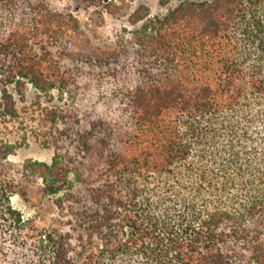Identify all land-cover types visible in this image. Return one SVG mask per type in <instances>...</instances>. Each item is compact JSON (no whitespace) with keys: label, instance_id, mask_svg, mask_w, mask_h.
<instances>
[{"label":"trees","instance_id":"16d2710c","mask_svg":"<svg viewBox=\"0 0 264 264\" xmlns=\"http://www.w3.org/2000/svg\"><path fill=\"white\" fill-rule=\"evenodd\" d=\"M131 18L128 39L96 55L115 89L81 125L73 116L80 191L57 158L32 165L45 195L68 187L83 199L77 245L25 220L0 175V264H264V0H182ZM77 33V20L45 0H0L3 85L72 98ZM1 90L0 117H16ZM11 152L1 145L0 161Z\"/></svg>","mask_w":264,"mask_h":264},{"label":"rangeland","instance_id":"374dc122","mask_svg":"<svg viewBox=\"0 0 264 264\" xmlns=\"http://www.w3.org/2000/svg\"><path fill=\"white\" fill-rule=\"evenodd\" d=\"M45 1L51 10L70 14L78 22V33L68 44V49L76 52L77 56L73 60L67 59L66 65L78 77L79 86L73 89L80 90L72 98L65 96L60 99L56 91L44 95L27 83L18 90L14 85L4 86L0 80V103L1 89L4 88L12 96L16 109V117H0V146L8 145L12 151L5 161H0V175L16 186L9 203L25 220H34L38 227L47 231L61 229L69 233L73 238L72 244L77 245V225L83 199L79 203L70 200L66 192L68 187H63L56 196L45 195L43 182L32 165L49 166L57 158L64 168L71 170L69 181L73 182L75 191H80L74 171L83 162L82 144L77 135L80 126L73 116L78 115L81 125L80 116L98 112V104L104 99L102 93L108 95V89H115L117 83L108 77L107 67L100 68L96 62L98 49L112 46L117 40L128 39L129 33L137 27L131 25V16L137 8H146L149 17L153 18L165 15L182 0ZM120 64L117 73L120 83L125 86L130 80L131 70L123 58Z\"/></svg>","mask_w":264,"mask_h":264}]
</instances>
